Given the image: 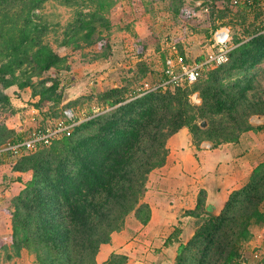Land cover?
Here are the masks:
<instances>
[{
    "label": "trees",
    "instance_id": "1",
    "mask_svg": "<svg viewBox=\"0 0 264 264\" xmlns=\"http://www.w3.org/2000/svg\"><path fill=\"white\" fill-rule=\"evenodd\" d=\"M160 1L167 2L175 18L186 2ZM198 1L214 7L212 14L217 12L220 20L230 12L231 0L225 10L216 5L224 0ZM49 2L72 10L65 26L45 19L42 11ZM118 3L0 0V113L12 108L6 93L11 87L31 89L32 97L38 98L36 111L51 105L54 118L47 120L36 112L32 132L55 124L64 110L74 111L70 105L55 110L66 90L60 73H69L71 65L47 37L60 32L57 47L73 51L98 47L94 60L106 61L112 53L109 14ZM239 5L264 20V8ZM231 42L229 61L209 67L192 87L170 86L144 95H129L126 87L101 92L97 100L105 109L98 114L90 110L91 118L76 126L71 136L20 157L13 171L24 175V188L9 210L13 233L12 242L1 246L4 259L20 258L26 251L35 256L36 264H99L101 247L123 230L128 217L133 215L142 224L150 221V206L143 201L149 175L165 165L173 135L188 128L196 145L207 141L216 148L237 143L248 131L264 129L250 122L253 116H264V92L254 72L264 62V23L252 30L246 27L242 34L231 30ZM52 71L54 77L44 78ZM194 93L200 105L191 103ZM25 137L0 124V148ZM263 203L264 162L244 187L230 194L217 216L206 213L201 192L196 208L188 212L198 220L196 232L179 247L174 264H243V252L255 238L253 227L264 226ZM179 235L176 229L168 241ZM128 262L126 255L112 254L102 264Z\"/></svg>",
    "mask_w": 264,
    "mask_h": 264
},
{
    "label": "rangeland",
    "instance_id": "2",
    "mask_svg": "<svg viewBox=\"0 0 264 264\" xmlns=\"http://www.w3.org/2000/svg\"><path fill=\"white\" fill-rule=\"evenodd\" d=\"M233 1L231 0L230 8L228 7L230 12L220 20L217 12L212 14L214 7L204 5L203 1L198 0H186L176 18L167 10V2L119 0L117 6L109 14L112 22V29L109 33L112 53L106 61L97 62L94 60L97 50H99L98 47L77 51L64 47L58 48L55 40L60 32L50 34L47 40L58 54L68 56L71 65L69 73H60V79L66 86L64 97L67 93V102H64L63 98L62 105L56 107L55 110L59 112L64 106L70 105L75 109V114L87 119L90 117V110L98 114L102 109H105L97 100L101 92L112 88L126 87L131 95L133 92L142 93L143 90L159 84L164 79L166 57L169 56L172 46L176 47L178 55L185 56L186 62L193 64L203 61L206 55L213 51V35L220 27L227 26L231 28L232 32L236 30L242 34L246 27L252 30L259 27L261 22L264 23L261 17L247 14L242 7L244 4L235 5ZM226 2L227 0H224L223 3L220 1L216 5L219 6V9L225 10ZM42 12L48 22L59 23L61 26H65L73 15L70 8L56 2L46 3ZM254 72L257 74V82L264 92V62ZM55 75V72L52 71L44 78H52ZM37 81L38 79H35V82ZM68 82L70 83L67 84ZM48 85H51V82ZM18 90L17 87L6 90L11 99L12 108L0 113V124H5L8 130L16 132L17 135L28 136L30 130L31 132L33 130L32 118L36 112L38 115L40 114L41 118L47 120L54 118V112L51 105L43 109L42 112L36 111L35 106L38 98L32 97V90L29 88ZM253 117L250 118V121ZM19 159L20 157L12 160V164L15 165ZM1 168L0 196L1 193H4L1 192L4 187L13 188L15 186H13L15 182L10 184L4 176L6 178L18 177L12 169L8 168V164ZM23 188L21 185L18 189L10 190L13 196L9 200L11 203ZM9 201L8 205H10ZM8 208V211L11 210V205ZM261 210L264 211V203L261 205ZM129 219L128 217L126 223L129 222ZM252 231L255 238L245 248L243 257L248 264H264V226L253 227ZM11 242L12 239L7 238V243ZM1 255L3 254L1 253ZM256 255L259 256L258 259L255 258ZM21 262L22 264H36L35 256L26 254Z\"/></svg>",
    "mask_w": 264,
    "mask_h": 264
},
{
    "label": "crops",
    "instance_id": "3",
    "mask_svg": "<svg viewBox=\"0 0 264 264\" xmlns=\"http://www.w3.org/2000/svg\"><path fill=\"white\" fill-rule=\"evenodd\" d=\"M250 122L255 128L264 126V116H255ZM167 148L166 163L150 174L143 200L150 206V221L142 224L134 216L129 217L126 227L113 233L110 243L101 247L97 256L99 264L112 254L126 255L129 264H174L179 247L187 244L196 232L198 220L188 212L196 208L201 192L205 196L206 213L213 210L217 216L230 194L244 187L254 169L264 162V129L248 131L237 143L215 148L207 141L196 145L190 130L184 128L168 140ZM1 157L0 170L6 164L13 170L14 158L9 154ZM14 173L17 178L4 177L10 184L15 182V186L4 187L0 196V264H22L28 254L24 251L20 258L11 261L1 255V246L13 233L8 211L13 197L10 190L24 187L21 181L24 175ZM176 229L180 235L168 241Z\"/></svg>",
    "mask_w": 264,
    "mask_h": 264
},
{
    "label": "built area",
    "instance_id": "4",
    "mask_svg": "<svg viewBox=\"0 0 264 264\" xmlns=\"http://www.w3.org/2000/svg\"><path fill=\"white\" fill-rule=\"evenodd\" d=\"M242 2V0H241ZM246 5L252 7L264 8V0H244ZM235 5L239 4V0H234ZM213 51L206 55L203 61L197 63H188L185 58L178 55L175 46L171 47L169 56L166 57L164 77L159 84L143 90L141 95L156 91L158 89H166L170 86H181L183 88L194 85L209 67H218L229 61L230 53L234 49L231 42V29L227 26H222L216 30L213 35ZM191 101L195 105L201 104V99L198 93L191 96ZM96 113V112H95ZM63 117L58 119L53 125L48 126L43 130H35L23 140L18 142H8L0 148V157L5 154H10L13 158H19L23 155L33 152L38 146H49L55 140L63 137L71 136L76 126L89 118H82L75 114L72 109H66L63 112ZM259 258L258 255L255 257Z\"/></svg>",
    "mask_w": 264,
    "mask_h": 264
},
{
    "label": "water",
    "instance_id": "5",
    "mask_svg": "<svg viewBox=\"0 0 264 264\" xmlns=\"http://www.w3.org/2000/svg\"><path fill=\"white\" fill-rule=\"evenodd\" d=\"M67 97H68V95H67V93H65V97H64V102H67L66 100H67ZM207 124H206V122H203L202 124H201V126L202 127H205ZM209 214H211V215H213L214 213H213V210H209ZM243 264H248L247 262H244Z\"/></svg>",
    "mask_w": 264,
    "mask_h": 264
}]
</instances>
